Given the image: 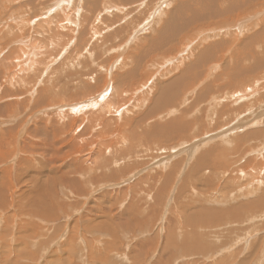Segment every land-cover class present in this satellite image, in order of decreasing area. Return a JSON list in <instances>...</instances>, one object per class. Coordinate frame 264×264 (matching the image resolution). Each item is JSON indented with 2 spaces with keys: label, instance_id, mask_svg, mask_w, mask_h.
<instances>
[{
  "label": "rangeland",
  "instance_id": "1",
  "mask_svg": "<svg viewBox=\"0 0 264 264\" xmlns=\"http://www.w3.org/2000/svg\"><path fill=\"white\" fill-rule=\"evenodd\" d=\"M61 1L0 0V91L7 90L6 98L0 97V264H264V185L257 193L247 189L264 178V0ZM57 4L66 12L77 8L71 31L62 41L51 39L59 44L58 55L48 56L53 60H46L47 72L37 65L41 69L35 66L37 72L28 75L23 67L27 79L20 88L16 82L10 86L5 58H13L21 43L12 40L19 31L8 35L6 18H13L10 28L29 19L34 28L42 27L50 16L65 18ZM107 7L112 12L103 11ZM258 9L257 19L244 24L240 16ZM41 38L36 42L49 43ZM191 40L188 50L174 57ZM158 57L186 63L177 65L176 59L175 68L162 63L160 77L151 79L155 69L147 66ZM119 61L128 63V71L117 69ZM94 69L96 74L86 76ZM110 79L109 88H116L111 98L116 109L106 115L110 130L91 126L77 132L70 124H53L58 107L97 96ZM257 79L262 80L256 93H245V100L231 103L221 95ZM171 83L185 85L187 93L179 99L175 89L176 95L161 103L164 85ZM135 86L142 90L130 93ZM130 99L122 110L132 107L136 117L157 114L160 125L171 123L153 135V142L172 141L171 152L156 153V162L142 156L138 138L127 144L112 135L135 127L125 122L130 114L115 113ZM229 109L234 114L225 117ZM181 116L175 125L170 121ZM110 142L123 145L125 154L113 144L109 152ZM162 163L167 167L157 168ZM123 167L125 173L117 172Z\"/></svg>",
  "mask_w": 264,
  "mask_h": 264
},
{
  "label": "bare ground",
  "instance_id": "2",
  "mask_svg": "<svg viewBox=\"0 0 264 264\" xmlns=\"http://www.w3.org/2000/svg\"><path fill=\"white\" fill-rule=\"evenodd\" d=\"M54 1V0H53ZM64 0H62L61 1V3L63 2ZM84 1V0H83ZM126 1V0H125ZM146 1V0H145ZM156 1V0H155ZM47 2V1H46ZM56 2H58V1H56ZM149 1L147 0V2L146 3H148ZM151 3H152V1H150ZM42 3H43V1H42ZM55 3V2H54ZM71 2L69 1V4H70ZM122 3V2H121ZM121 3H119V4H121ZM6 4V3H5ZM72 4H74V3H72ZM77 4V3H76ZM76 4L74 5L75 6V9L73 10V8H70L69 10H67V12L64 10V8H66L67 9V7H60V5L59 4H57L56 6H57V9L56 10H58V8L64 13V16H65V18L64 19H61V17H59V18H52L50 15H47V16H50V17H48V20L46 21V22H44L45 23V25H43L42 27L41 26H39V24H37L38 26L36 27V28H34V26L32 25V20L31 19H29V22L28 21H25V23H20L21 24V26L19 25H17L16 27H14V28H10L9 26H10V23H9V21L10 20H13V18L11 17V16H9L8 18H6V23H7V29L8 30H10L9 32H8V35L9 34H11V31H12V34L15 32V30L16 31H19L20 33H19V35L18 36H16L15 38H13L12 40H18L17 42H20L21 44H20V47H18V51L16 50V49H14V53L15 54H13L14 56H13V58H12V55L11 56H9V57H7V58H5V61H8L9 62V68H7V69H10V72H9V70H8V72H9V77H7V83L10 85V86H12V84L13 83H15L16 82V84H18L19 85V83H22V82H24V80H26L27 79V77H28V75L29 74H31V75H34V73L35 72H37L36 71V67L35 66H37V65H40V67H42V72H44V71H46V70H43V68H44V66L46 67V65H48L47 63V61L46 60H53V59H50L49 57L51 56L52 57V55H58V53L56 54V50L55 49H57V46L59 45V44H57L55 41H51V39L52 38H54V39H56L57 41H62V38H63V34L65 33V31L67 32H69V30L72 28V24H73V22H74V16H75V14H74V12L75 11H77V8H76ZM101 4V3H100ZM111 4H112V2H111ZM116 4V3H115ZM139 3H137L136 5H138ZM42 5V4H41ZM90 5V4H89ZM98 5V4H97ZM105 5V4H104ZM103 5V6H104ZM108 5V4H107ZM107 5H105V6H107ZM117 5V4H116ZM125 5V4H124ZM123 5V7L125 8V6ZM143 5V4H142ZM199 5V4H198ZM43 6V5H42ZM41 6V7H42ZM73 6V5H72ZM71 6V7H72ZM104 6V7H105ZM141 6V5H140ZM140 6H139V8H140ZM151 6V5H150ZM100 7V6H99ZM115 7V6H114ZM122 7V6H121ZM49 8V7H48ZM55 4L53 5V7H52V5H51V7H50V11H55ZM254 8V7H253ZM71 9L73 10V14H71L70 13V11H71ZM113 9H115V8H113ZM116 9H117V6H116ZM126 9V8H125ZM60 10H58V11H60ZM118 10V9H117ZM120 10V9H119ZM39 11V10H38ZM37 11V12H38ZM88 11V10H87ZM90 11V10H89ZM101 12H102V8H101V10H100ZM103 11H105V12H112L111 11V8H110V10H109V7H107V8H104V10ZM122 11V10H121ZM123 11H124V9H123ZM133 11V10H132ZM243 11V10H242ZM241 11V12H242ZM245 11V10H244ZM40 12V11H39ZM66 12V13H65ZM120 12V11H119ZM134 12V11H133ZM256 10L253 12V11H250V12H247L246 13V11L244 12V14H242V16H240V17H242L243 19H244V24L246 23V22H249V21H251L252 19H257V17L261 14V11L258 9V13L256 14ZM44 13L45 14H47L48 12L47 11H45V12H43L42 13V15H44ZM55 13V12H54ZM53 13V14H54ZM239 13V12H238ZM61 14V12L59 13V15ZM102 14V13H101ZM108 14H110V13H108ZM41 15V16H42ZM73 15V16H72ZM241 15V14H240ZM62 16V15H61ZM125 16V15H124ZM35 17V16H34ZM44 17V16H43ZM57 17V16H56ZM63 17V16H62ZM105 17V16H104ZM14 19H17V18H15L14 17ZM100 19V18H99ZM115 19V18H114ZM38 20V19H37ZM39 20H40V18H39ZM88 20H89V17H88ZM117 20V19H116ZM115 20V21H116ZM0 21H2V19L0 20ZM42 21V20H41ZM85 21H87V19L85 20ZM119 21V20H118ZM42 22V23H43ZM88 22V21H87ZM86 22V23H87ZM103 22V21H102ZM117 22V21H116ZM18 23V24H19ZM38 23V22H37ZM39 23H40V21H39ZM78 23V22H77ZM89 23V22H88ZM82 24V23H81ZM113 24V23H112ZM143 24V23H142ZM68 25V26H67ZM221 25H223L224 27H228V28H233L234 26L233 25H229V24H223V23H221ZM77 26V25H76ZM32 27V28H31ZM71 27V28H70ZM143 27H141V26H139V28H138V30H137V32L138 31H140L141 29H142ZM144 30V29H143ZM164 30V29H163ZM31 31H33V34H32V36H31ZM71 31V30H70ZM101 31H102V29H101ZM161 32V31H160ZM201 32H203V30H201ZM101 33V32H100ZM164 33V32H163ZM136 34V31L134 32V35ZM163 36V35H162ZM46 38V39H50L49 40V43H47V44H44V43H41V41H39V42H36V41H38L39 40V38ZM41 38V39H42ZM61 38V39H60ZM66 38H68L67 36H66ZM160 37H158V38H156V39H159ZM190 38V37H189ZM32 40V41H31ZM154 40H155V38H154ZM153 40V41H154ZM187 40H188V38H187ZM43 41H44V39H43ZM51 41V42H50ZM129 42H130V39L128 40ZM194 41V40H193ZM193 41L191 40V41H187V43L185 42L181 47H180V49L178 50V52H177V54L174 56V57H177V55H181V54H184L185 52H186V50H188L187 48H188V46H190V45H192L191 43H193ZM151 42V41H150ZM155 42V41H154ZM153 42V43H154ZM10 43V41L8 42V44ZM46 43V42H45ZM70 43V42H69ZM11 44V43H10ZM15 44V43H14ZM22 44L24 45V47L25 48H22ZM128 44V43H127ZM222 44V43H221ZM148 45H150V44H148ZM181 45V44H180ZM219 45V44H218ZM7 46V45H6ZM14 46V45H13ZM61 47H62V45H61ZM64 47L66 48V46H64L63 45V47H62V49H64ZM120 47V46H119ZM118 47V48H119ZM7 48V47H6ZM123 48V47H122ZM148 48V47H147ZM62 49H60V47H59V50H58V52L59 51H61ZM121 50V49H120ZM156 51V50H155ZM53 52H55L54 54H52ZM62 52V51H61ZM157 52V51H156ZM170 52V51H169ZM91 55V54H90ZM153 55V54H152ZM157 55V54H156ZM15 56H18V57H15ZM49 56V57H48ZM96 56V55H95ZM168 56V55H167ZM59 57V56H58ZM81 57H84V56H81ZM90 57V56H89ZM164 57V56H163ZM233 57V56H232ZM52 58H54V57H52ZM56 58V57H55ZM95 58V57H94ZM172 58V57H171ZM213 58V57H212ZM117 59V58H116ZM156 59V58H155ZM177 59V65H183V64H185L186 62H184L183 60H180V61H178V58H176ZM176 59L175 60H173V58L172 59H163V62L161 61V62H159L160 60H159V57H158V59H156V61H152L151 62V64L150 65H148L147 67V69H151V68H153V69H155L154 71L155 72H151L150 73V75H151V79H154L156 76L155 75H161L160 74V68L162 67V63H164V64H167V62L168 61H170L171 63L173 62H176ZM210 59V58H209ZM219 59V58H218ZM90 60V59H89ZM99 60H100V58H99ZM102 60V59H101ZM154 60V59H153ZM231 60V59H230ZM96 61H98V60H96ZM213 61H215V60H213ZM218 61V60H217ZM234 61H236V62H238V59H237V57H235L234 58ZM8 62H6V64L8 63ZM121 61H119V63H120ZM211 62H212V60H211ZM216 62V61H215ZM232 62V61H231ZM96 63V62H95ZM100 63H103V61H101V62H98V64H100ZM117 63V62H116ZM118 63V64H119ZM172 63V64H173ZM207 63V62H206ZM42 64V65H41ZM97 64V65H98ZM137 63H135V64H133L134 66L136 65ZM148 64V63H147ZM219 64V63H218ZM217 64V65H218ZM228 64H229V62H228ZM174 65V68H175V66H177L176 65V63H174L173 64ZM187 65V64H186ZM185 65V66H186ZM208 65H210V64H208ZM217 65H214V66H212V68H214V69H217L218 67H219V65L217 66ZM8 66V65H7ZM28 66V68L30 69V71L28 72V75H26L25 74V71L27 70V69H23V67H27ZM90 66V65H89ZM101 66L102 65H99V66H97V67H100L101 68ZM137 66V65H136ZM135 66V67H136ZM38 67V71H39V69H41L39 66H37ZM50 67V66H49ZM103 67V66H102ZM116 67H117V65H116ZM115 67V68H116ZM133 67V66H132ZM138 67V66H137ZM142 67V66H141ZM165 67H168V66H165ZM170 67H172V65L170 64ZM210 67V66H209ZM47 68V67H46ZM92 68V67H91ZM91 68H89L90 70H92ZM128 68H129V66H128V63H120L119 64V66L117 67V69H119V70H127L128 71ZM13 69H14V72H13ZM45 69V68H44ZM48 69V68H47ZM140 69V68H139ZM162 69V68H161ZM169 69V68H168ZM172 69V68H171ZM187 69V68H186ZM133 70V69H132ZM141 70H143V69H141ZM140 70V71H141ZM32 71V72H31ZM34 71V72H33ZM49 71V70H48ZM96 71L98 72V70H96V69H94V71H90V73H87V75L86 76H93L94 74H96ZM126 71V72H127ZM134 71V70H133ZM132 71V72H133ZM47 72V71H46ZM89 72V71H88ZM125 72V73H126ZM141 72H143V71H141ZM146 72V71H145ZM173 72V71H172ZM33 73V74H32ZM40 73H41V71H40ZM164 73H166L165 71H164ZM178 73V72H177ZM2 76L4 77V74H5V70H4V73L2 72ZM182 74V73H181ZM212 74V73H211ZM62 75V74H61ZM122 75V74H121ZM124 75V74H123ZM174 75V74H173ZM6 76V75H5ZM96 76V75H95ZM127 76H129V75H126V76H123V77H127ZM166 76V75H165ZM168 76V75H167ZM137 77V76H136ZM141 77V76H140ZM144 77V76H143ZM142 77V78H143ZM160 77V76H159ZM59 78V77H58ZM92 78V77H91ZM131 78V77H130ZM156 78H158V77H156ZM96 79V78H95ZM98 79V78H97ZM106 79L107 78H105V81H106ZM140 80H141V78H139ZM160 79V78H159ZM139 80V81H140ZM144 80V79H143ZM146 80V79H145ZM144 80V82H142V83H149V81H150V79L148 80H146L145 81ZM261 80L262 79H257L256 81H254L253 83H249V84H241V83H239L237 86H235V87H237L239 90H235V91H230L229 92V94H226L225 92H223L221 95L223 96L224 94L226 95L225 97H227L229 100H230V102L232 101L233 103H234V100H239V99H242V100H245L246 98H248V96L246 97V95H245V93L246 94H248L249 93V96L250 95H253V93H256V91L254 92V86H258V84L261 82ZM177 81V80H176ZM27 82V81H26ZM25 82V83H26ZM58 82V81H57ZM61 82V81H60ZM186 82H187V80H186ZM25 83H23V85L25 84ZM108 84H105L104 85V87H105V89L102 91V92H99V93H97L98 95L97 96H90V98L88 99L87 98V100L86 101H84V102H77L76 104H72V105H64V106H61V107H58V112L56 113L57 114V119H56V117H55V120H54V122L55 123H53V124H60V125H63V126H65V125H72V127L73 128H75L76 129V131L78 132V131H81L83 128H85V127H91V126H103L106 130H110L111 128H112V123H111V121H112V119H108L107 117H106V115H110L111 114V111L114 109H116V107H115V105L114 104H112V102H111V98H112V95H113V92L115 91V86L113 85V86H111V89L109 88L110 87V84H111V79L109 80V82H107ZM166 83V82H165ZM141 84V82H139V85ZM174 83H171L170 85H164V87L165 88H167L166 89V91L164 92V94L162 95V99H161V103H163V102H166V101H169L170 99H172L175 95H176V93H177V91L176 90H178V93H177V98H179L180 99V97L181 98H183L185 95H186V93H187V89H185V85L183 86V87H177V85H173ZM180 84V83H179ZM232 84V83H231ZM80 85V84H79ZM180 85H182V84H180ZM234 85V84H233ZM235 85H236V83H235ZM100 86V85H99ZM220 86H221V84H220ZM17 88H20V85H19V87H17ZM22 88V87H21ZM144 88H146V89H148L147 88V86L145 85L144 86ZM241 88V89H240ZM263 88V87H262ZM261 88V89H262ZM176 89V90H175ZM231 89V88H230ZM142 89H138V86H135V88H134V90L132 91V92H130V93H134V94H136V93H138V92H140ZM5 91H7V90H3V91H0V97L1 98H6L5 97ZM216 91V90H215ZM218 91H221V88L218 90ZM264 91V90H263ZM30 92V91H29ZM160 92V91H159ZM258 92H259V90H258ZM19 94H20V92H18ZM183 93V94H182ZM215 93H218L217 91L215 92ZM29 94V93H28ZM21 95H24L23 93L21 94ZM143 95V94H142ZM182 95V96H181ZM218 95V94H217ZM264 95V94H263ZM206 96H208V95H206ZM213 96V95H212ZM211 96V100L209 101V103L211 104V102L214 100V102H215V100H217V96H215V97H212ZM219 96V95H218ZM245 96V97H244ZM220 97V96H219ZM0 98V99H1ZM140 98H142V97H140ZM139 98V99H140ZM157 98L159 99V93H158V95H157ZM176 98V99H177ZM221 98V97H220ZM258 97H257V95H256V99H257ZM259 98H260V95H259ZM143 99V98H142ZM176 99H174V100H176ZM209 99V98H208ZM226 100V102L227 103H229V100ZM132 99H130L128 102H126L125 104H123L119 109H117L116 111H115V113H117L119 110H122V108H124L130 101H131ZM173 100V101H174ZM223 100V99H222ZM253 100V99H252ZM257 100H259V99H257ZM179 101V100H178ZM181 101V100H180ZM184 102H187V98H185L184 100H183ZM248 101V100H247ZM256 101V100H255ZM254 101V102H255ZM260 101V100H259ZM259 101H258V103H259ZM142 102V101H141ZM183 102V103H184ZM220 102H222V101H220ZM225 102V103H226ZM231 102V103H232ZM261 102V101H260ZM264 101H262V103H263ZM174 103V102H173ZM238 103V102H237ZM241 103V102H240ZM252 104H253V101L251 102ZM257 103V104H258ZM140 104V103H139ZM171 104V103H170ZM181 104V103H180ZM186 104V103H185ZM247 104V103H246ZM264 104V103H263ZM137 105L138 104H136L135 105V108H137ZM176 105H178V104H176ZM222 105H223V102H222ZM225 105V104H224ZM238 105V104H237ZM236 105V106H237ZM245 105V104H244ZM139 106H141V105H139ZM169 106H171V105H169ZM179 106V105H178ZM229 106V105H228ZM249 106H250V104H249ZM257 106H259V105H257ZM176 107V106H175ZM186 107V106H185ZM243 107V106H242ZM96 108V109H95ZM181 108V107H180ZM197 108V107H196ZM203 108V107H202ZM207 108V107H206ZM217 108V107H216ZM228 108V107H227ZM241 108V107H240ZM239 108V109H240ZM255 108V107H254ZM4 109V108H3ZM127 109V111H125ZM134 108H132V107H130L129 109L126 107L125 109H123L122 111H121V114L120 115H122V114H130V116L131 117H125V122L128 124L129 123V121H131L134 125H135V127H131V126H128V125H126L123 129H122V131H121V133H119V134H112L113 136H116V135H119L120 137H121V140H124V142H126L127 144H129L130 142L131 143H133L134 142V140L135 139H139L138 141H141V143H142V147H141V149H139V150H141V154H142V156L143 157H151V158H153V160H155L157 157L155 156L156 155V153H158V155H160L161 153V151H165V152H167V150H169L170 152H171V140L170 141H167V142H169V143H165V142H161V141H159L158 139H157V142H153V135L155 136V133L156 132H158V131H163V132H165V131H167L169 128H172V126H170V122L168 121V125L166 126V125H160L159 124V122L157 121V118H159L158 116L159 115H154V116H151L150 114H148V116H146V114L144 115V113H143V116H141V117H136V113H135V109L133 110ZM141 109V108H140ZM146 109H147V107H146ZM172 109V108H171ZM178 109V108H177ZM183 109V108H182ZM193 109V108H192ZM191 109V110H192ZM212 109V108H211ZM218 109V108H217ZM222 109V108H221ZM224 109V108H223ZM226 109V108H225ZM239 109L238 108H236V109H234L235 110V112H237V111H239ZM245 109H247V108H245ZM244 109V110H245ZM2 110V109H1ZM95 110V111H94ZM174 112H176V110L175 109H172ZM200 110V109H199ZM231 109H229V110H226L225 112V114H224V116L226 117L227 115L228 116H230V117H232L233 116V114H234V111H233V109H232V112L230 111ZM242 110V109H241ZM98 112L97 114H95V113H93V112ZM149 111H151V110H149ZM184 111V110H183ZM24 111H22L20 114H22ZM139 112H142V111H139ZM187 109H185V111H184V113H182L183 114V116H187ZM191 112V111H190ZM215 112V111H214ZM217 112H219V111H217ZM192 113V112H191ZM223 113V112H222ZM164 114H166V112H164L163 114H162V116H164ZM2 115V114H1ZM0 115V117H3V116H1ZM217 115H219V114H217ZM81 116H86L85 118H81ZM139 116V115H138ZM149 116H151V117H154L153 118V121H152V119L151 118H148ZM183 116H181V119L178 117H176L177 119H171L170 121L172 122V123H174V125L176 124V123H178V122H180L182 119H184V117ZM169 117H170V114H168V115H166L164 118H168L169 119ZM215 117V116H214ZM221 117V116H220ZM27 118L29 119V116L27 115ZM222 118V117H221ZM79 119V120H78ZM127 119H130V120H128L127 121ZM211 119H213V118H211ZM226 120V119H225ZM70 121V122H69ZM19 122V120L17 121V123ZM64 122H67V123H64ZM152 122V123H151ZM214 123V122H213ZM212 124V123H211ZM214 124H216V123H214ZM214 124H212V125H214ZM220 124V123H219ZM218 124V125H219ZM206 125V124H205ZM210 125V124H209ZM25 126V124H22L21 126H20V128H19V130L20 131H23L24 129H23V127ZM159 127V128H156V127ZM25 128V127H24ZM27 128V127H26ZM151 128H155L156 130L155 131H152L151 130ZM177 129V128H176ZM2 131V130H1ZM128 131V132H127ZM139 131H141V135L140 134H138V133H140ZM170 131V130H169ZM16 134H18V133H16ZM15 134V135H16ZM165 134V133H164ZM176 134V133H175ZM14 135V136H15ZM163 135V134H162ZM174 135V134H173ZM170 136V135H169ZM168 135H167V137H169ZM178 136V138L180 139L181 138V135L180 134H178L177 135ZM177 136H176V138H177ZM15 138H16V136H15ZM79 138H81V136H79ZM171 138H172V136H171ZM167 139V138H166ZM175 140L176 139H174L173 140V142H175ZM181 140V139H180ZM128 141H129V143H128ZM135 143V142H134ZM137 143V142H136ZM115 145L114 147H115V149H119V153H122L123 151H122V149H123V145H119L118 147H117V145L115 144V143H111L110 142V144H109V152L112 150V148H114L113 147V145ZM124 145H125V143H124ZM131 145V144H130ZM137 145V144H136ZM176 145H177V143H176ZM129 146V145H128ZM132 146V145H131ZM138 146H139V144H138ZM157 146V147H156ZM178 146V145H177ZM136 147L137 146H135V148L134 149H136ZM127 149H131L130 147H127ZM130 151V150H129ZM128 151V152H129ZM132 151H134L133 149H132ZM135 152H137V150L135 151ZM124 153V152H123ZM169 153V152H168ZM125 154V153H124ZM123 154V155H124ZM163 154V153H162ZM127 155V154H126ZM138 156H140L139 154H138ZM141 156V157H142ZM161 156V155H160ZM164 156V155H163ZM173 156V155H172ZM129 157H130V155H129ZM132 157V156H131ZM148 157V158H149ZM124 158H127V157H124ZM167 158V157H166ZM123 159V158H122ZM132 159V158H131ZM134 159V158H133ZM142 159V158H141ZM144 159V158H143ZM163 159H165V157L163 158ZM146 160V158L144 159V161ZM121 161V160H120ZM139 161L141 162V160L139 159ZM164 161V160H163ZM225 161V160H224ZM132 162V161H131ZM135 162V161H134ZM148 162V161H147ZM151 162V161H150ZM155 162H156V160H155ZM169 162V161H168ZM218 163H222L223 162V160L222 159H220V160H218L217 161ZM142 163V162H141ZM158 163V162H157ZM166 163H167V161H166ZM170 163V162H169ZM169 163H167V164H169ZM137 164V163H136ZM135 164V165H136ZM140 164V163H139ZM155 164V163H154ZM202 164V163H201ZM238 164V163H237ZM236 164V165H237ZM134 165V164H133ZM134 165V166H135ZM146 165V164H145ZM235 165V166H236ZM137 166V165H136ZM142 166V165H141ZM140 166V167H141ZM147 166V165H146ZM128 167H129V165H128ZM161 167H167L166 165H164L163 163L161 164V165H158L157 164V168H161ZM126 170H127V167H123L121 170H118L117 172H120V173H125L126 172ZM155 171V170H154ZM153 171V172H154ZM111 172H112V170H111ZM113 172H116V171H113ZM118 175V174H117ZM116 175V176H117ZM120 175V174H119ZM125 176V175H124ZM118 177V176H117ZM221 177H222V174L220 175V177L217 179V180H219V179H221ZM264 177V176H263ZM90 179H92L91 177H90ZM121 179V178H120ZM94 182H95V180H94ZM93 182V183H94ZM253 185H255L256 187H254ZM264 185V178H259L258 180H256V181H254L252 184H248V187H247V189L250 187V189L249 190H252L251 191V193H257L259 190H260V188H261V186H263ZM8 189V188H7ZM246 189V188H245ZM243 189H241V191H242ZM255 190H257L256 192H255ZM243 192V194H244V191H242ZM238 193H240V192H238ZM250 193V192H249ZM249 195V194H248ZM14 206V205H13ZM131 210H133L132 208H131ZM135 211V210H134ZM134 213H136V212H134ZM3 215V214H2ZM0 217H1V215H0ZM10 217V223L12 222V221H14L12 218H11V216H9ZM252 220H254V219H252ZM20 221V220H19ZM18 221V222H19ZM19 224V223H18ZM22 224V223H21ZM24 226V225H23ZM21 227H22V225H21ZM126 229H124V231H125ZM126 233V232H125ZM112 254V253H111ZM134 260V259H133ZM165 262V261H164ZM155 263H156V261H155ZM5 264V263H4ZM165 264V263H164Z\"/></svg>",
  "mask_w": 264,
  "mask_h": 264
}]
</instances>
